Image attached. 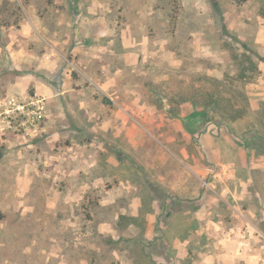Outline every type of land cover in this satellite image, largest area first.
<instances>
[{
    "label": "rangeland",
    "instance_id": "obj_1",
    "mask_svg": "<svg viewBox=\"0 0 264 264\" xmlns=\"http://www.w3.org/2000/svg\"><path fill=\"white\" fill-rule=\"evenodd\" d=\"M247 223L264 0H0V264H230Z\"/></svg>",
    "mask_w": 264,
    "mask_h": 264
},
{
    "label": "crops",
    "instance_id": "obj_2",
    "mask_svg": "<svg viewBox=\"0 0 264 264\" xmlns=\"http://www.w3.org/2000/svg\"><path fill=\"white\" fill-rule=\"evenodd\" d=\"M215 224V223H214ZM250 223H247V230L242 231L243 235L241 239L238 241L235 248L224 250V246L222 247V240L224 237H219L218 240V251L215 252V257L218 261L226 260L230 264H264V238L260 235V233L255 229V231H251ZM258 233V235H257ZM224 236H226L224 234ZM226 236L225 239H229ZM229 241H227L228 243ZM221 248L223 253L221 252ZM239 248H243V252H236ZM230 250H232L230 252Z\"/></svg>",
    "mask_w": 264,
    "mask_h": 264
},
{
    "label": "built area",
    "instance_id": "obj_3",
    "mask_svg": "<svg viewBox=\"0 0 264 264\" xmlns=\"http://www.w3.org/2000/svg\"><path fill=\"white\" fill-rule=\"evenodd\" d=\"M45 100L44 98L33 97L29 103L26 104H16L12 106L13 111H19L22 114L29 115L31 122H37L45 112ZM12 110L8 109L6 112L10 113Z\"/></svg>",
    "mask_w": 264,
    "mask_h": 264
},
{
    "label": "trees",
    "instance_id": "obj_4",
    "mask_svg": "<svg viewBox=\"0 0 264 264\" xmlns=\"http://www.w3.org/2000/svg\"><path fill=\"white\" fill-rule=\"evenodd\" d=\"M235 4L238 5H243L245 4L247 1L249 0H232ZM235 58L239 59V55L235 54L234 56ZM248 62L249 65H246L245 63ZM258 67V65L252 60V58L249 55L243 54V57L240 59V73H239V77L241 79H244L245 81H249L248 79V70L249 69H256ZM208 103H213V104H219V99H216L214 97H212L211 101ZM245 113L244 109H238L236 110L235 114L231 115V118L238 119L240 117L243 116V114Z\"/></svg>",
    "mask_w": 264,
    "mask_h": 264
}]
</instances>
